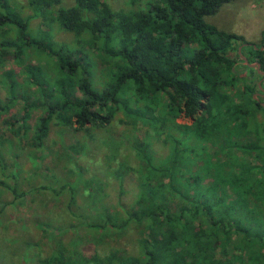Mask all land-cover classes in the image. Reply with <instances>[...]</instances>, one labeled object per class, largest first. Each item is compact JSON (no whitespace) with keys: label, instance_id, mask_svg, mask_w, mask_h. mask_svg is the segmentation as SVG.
Wrapping results in <instances>:
<instances>
[{"label":"trees","instance_id":"obj_1","mask_svg":"<svg viewBox=\"0 0 264 264\" xmlns=\"http://www.w3.org/2000/svg\"><path fill=\"white\" fill-rule=\"evenodd\" d=\"M116 1L0 0V188L13 210L33 192L10 154L25 143L56 178L35 191L63 197L69 214L48 235L33 219L40 243L26 250L36 264H264V100L239 56L263 70L264 33L256 44L206 21L229 0ZM97 141L111 148L104 172L118 193L88 179L84 201L98 204L88 216L70 204L85 173L77 159ZM6 203L0 195V213ZM67 228L85 235L66 242ZM129 229L134 251L98 253Z\"/></svg>","mask_w":264,"mask_h":264},{"label":"rangeland","instance_id":"obj_2","mask_svg":"<svg viewBox=\"0 0 264 264\" xmlns=\"http://www.w3.org/2000/svg\"><path fill=\"white\" fill-rule=\"evenodd\" d=\"M21 5L25 8V0H19ZM116 5H121L122 0H117ZM206 21L213 23L217 28L234 32L241 35L245 40L252 43H260L262 34L264 33V0H229L228 2L222 4L219 9L212 15L205 17ZM245 64L244 62H242ZM13 66L12 62L8 61L5 64V67L8 68ZM254 68V67H251ZM264 71V69H263ZM252 74L251 79L258 84V81L261 79V74ZM20 81V78H16ZM260 84L264 89V78H262ZM254 98L264 100V94L259 90L257 93L253 94ZM121 113H117L112 121L114 133H120L124 127V122L121 120ZM178 122L188 123L189 119L179 115L176 119ZM140 127V123L138 124ZM3 127H0V129ZM145 129V128H144ZM138 131L139 134H141ZM58 134L56 132H51L48 136V142L57 140ZM84 141V138H83ZM7 142V140H6ZM6 144V143H5ZM8 144V143H7ZM109 145L101 143L100 141L94 142L91 144L89 153L78 157L77 162L81 165L85 173L80 174V178L73 182L75 193L71 201V206L76 203L77 206L85 207L86 214L92 216V210L95 208L92 202L84 201L83 196L87 192L89 186L91 185L88 181L92 176H98L103 179V184L108 186L106 192L107 197H111L113 201L115 200L118 189H116V184H113L114 181L112 176L105 174L104 172V156L107 153H110L111 148ZM53 148L48 153V157L54 158L55 156L60 158L62 154L61 148ZM26 144L17 143L15 146H11L10 154L12 156H17V168L21 171V175H25V179L28 181V184L33 192H30L21 202L17 203V210H13L11 207L12 196L10 191L3 187L0 188V195L3 199L6 200L5 206L3 207L0 213V262L1 264H36V257L34 256V251L30 247L26 250V243L28 245L34 243H40L37 241L41 234L48 235L51 234L57 226L68 219V212L63 208V197L59 199H53L51 195L46 194V192L35 190L38 189V186L41 183L47 181L46 186H51V183L56 181L54 175L51 174V166L45 167L43 170H40V167L36 166L34 160H29L25 154ZM126 154L124 157L129 159L130 163L134 161L131 160V153L128 149L122 152ZM48 157L44 159L45 163L48 162ZM121 155L119 156V158ZM7 167L9 170L13 168L12 160H6ZM34 164V165H33ZM63 165V163H61ZM34 166V168L32 167ZM29 178H27V176ZM0 179L1 175H0ZM4 184L6 186H11L13 181L6 177L3 178ZM44 179V181H41ZM86 180V184L82 182ZM132 180L130 177L127 180V186L129 189L132 188ZM37 184V185H36ZM21 188L25 186L20 184ZM18 199H16L17 201ZM84 201V202H83ZM74 210V206L71 207ZM39 220L41 225H43L44 230L40 234L38 230L32 225V220ZM61 226V225H60ZM54 228V229H53ZM84 230H80L77 236H74L73 228H67L62 231V239L64 241L75 240L76 238L84 236ZM84 241V238L82 239ZM26 242V243H24ZM135 243V234L134 230L129 229L119 238H114L110 243L99 244L96 247V250L100 255L106 253V251L111 248L120 247L127 251H134ZM12 247L13 252H10V246ZM92 243L83 244L85 246L87 253L91 252L90 247L92 248ZM11 250V251H12ZM21 254V255H20Z\"/></svg>","mask_w":264,"mask_h":264},{"label":"water","instance_id":"obj_3","mask_svg":"<svg viewBox=\"0 0 264 264\" xmlns=\"http://www.w3.org/2000/svg\"><path fill=\"white\" fill-rule=\"evenodd\" d=\"M261 48H264V47H260V49H261ZM238 50H239V47H238ZM239 56H240L241 60H242L245 64H247V65L250 66V67H255L256 71H257L259 74H261V79L258 81L257 87H258L259 90L262 91V94H264V89L260 86V82H261L262 78H264V71L260 69V64H259L258 62H251V63L247 62L245 56L242 55V54H240V53H239ZM253 97H254V96H253ZM261 105L264 106V101L261 102Z\"/></svg>","mask_w":264,"mask_h":264}]
</instances>
